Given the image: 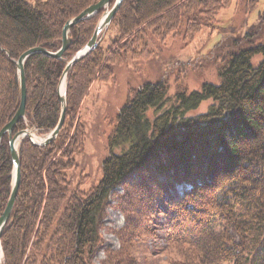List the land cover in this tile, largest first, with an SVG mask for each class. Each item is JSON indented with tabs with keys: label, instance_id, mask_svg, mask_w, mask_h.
<instances>
[{
	"label": "trees",
	"instance_id": "obj_1",
	"mask_svg": "<svg viewBox=\"0 0 264 264\" xmlns=\"http://www.w3.org/2000/svg\"><path fill=\"white\" fill-rule=\"evenodd\" d=\"M99 1L0 0V131L20 106L19 57L38 45L58 51L66 22ZM258 1L247 0L246 11ZM232 2L123 0L111 23L119 28L111 45L105 50L101 41L68 74L66 118L57 138L47 145L28 137L20 142L21 185L2 234L3 264H95L101 251L103 264H143L133 248L144 234H155L152 226L165 231L176 253L169 264H264V43L225 56L221 82L205 83L200 91L189 92L181 79L174 96L167 81L130 89L99 184L89 191L73 188L66 174L85 149L80 111L93 84L115 82L116 68L129 59L151 58L149 35L165 43L183 32L192 41ZM104 11L71 28L73 42L62 57L36 53L27 59L26 118L14 134L36 126L45 135L57 126L65 68L91 40ZM258 53L263 60L255 67ZM207 98L212 103L206 113L187 116ZM220 162L226 167H218ZM13 181L6 134L0 215ZM113 195L117 204H111ZM109 207L125 216L122 228L110 230L119 249L101 237Z\"/></svg>",
	"mask_w": 264,
	"mask_h": 264
},
{
	"label": "rangeland",
	"instance_id": "obj_2",
	"mask_svg": "<svg viewBox=\"0 0 264 264\" xmlns=\"http://www.w3.org/2000/svg\"><path fill=\"white\" fill-rule=\"evenodd\" d=\"M246 1L233 0L228 8L217 15L215 21L203 26L201 33L192 41H186L183 32L169 36L165 43L149 35L147 44L154 52L151 58L129 59L116 68L115 82L97 81L93 84L80 111L87 131L85 149L75 155L77 166L66 171L73 188L89 191L103 178V162L110 155V136L117 125L118 113L128 100L130 89L146 83L167 81L169 95L174 96L181 79L189 92L200 91L205 83L221 82L219 71L225 56L264 43V0H259L251 12L246 11ZM27 2L31 5L36 3L35 0ZM118 34V25L113 23L101 46L108 49ZM262 60L263 54L254 55L253 66H259ZM211 103L212 100L207 98L186 114L191 117L206 113ZM115 152L121 153L122 149L115 148ZM217 166L223 168L226 164ZM110 201L111 204L118 203L114 195ZM164 221L165 218L161 216L159 223ZM124 225L123 213L109 207L105 228L101 231L106 246L120 248L119 238L110 230L120 229ZM151 229L155 230V234H144L135 243L133 253L136 259L143 264H169L176 258V253L167 246L165 231L159 226H152ZM104 258L105 254L101 251L95 264H103Z\"/></svg>",
	"mask_w": 264,
	"mask_h": 264
},
{
	"label": "water",
	"instance_id": "obj_3",
	"mask_svg": "<svg viewBox=\"0 0 264 264\" xmlns=\"http://www.w3.org/2000/svg\"><path fill=\"white\" fill-rule=\"evenodd\" d=\"M112 0H100L99 2L91 5L87 9H85L81 14L78 16L70 19L66 22L64 29H63V43L61 48L56 52H51L43 45H38L32 47L25 51L17 60V65L20 74V83H21V101L20 106L17 110V113L13 117V119L4 126V128L0 131V151H1V144L3 137L8 134L9 135V143L11 149V155L13 160V186L11 195L6 206L5 211L3 214L0 215V249L2 251V256L4 257L3 247H2V234L5 230L7 224L10 221L12 211L16 202L17 195L19 193V188L21 185V159H20V152H19V145L20 142L25 138L28 137L32 143L37 145H47L50 142L54 141L57 136L59 135L60 129L62 128L65 118H66V111H67V77L76 62L81 60L82 58L86 57L90 54L103 40L105 34L113 22L114 17L118 13L123 0H115L113 6L109 8L110 3ZM102 9H105L103 12L98 25L95 29L93 37L88 42V44L80 50L67 64L65 71L63 73L60 85H59V96L62 105V111L60 120L57 126L51 130L44 138L40 139L37 135V128L36 126H29L23 130L18 131L14 134V130L16 125L19 123L21 119L26 118V103H27V83H26V73H25V63L27 59L36 53H43L49 55L51 57L60 58L63 54L69 49L71 46L73 39L69 35L71 28L85 19L91 18L97 13H99ZM3 261V259H2ZM0 264H3L0 262Z\"/></svg>",
	"mask_w": 264,
	"mask_h": 264
},
{
	"label": "bare ground",
	"instance_id": "obj_4",
	"mask_svg": "<svg viewBox=\"0 0 264 264\" xmlns=\"http://www.w3.org/2000/svg\"><path fill=\"white\" fill-rule=\"evenodd\" d=\"M3 256H2V251L0 249V262H2Z\"/></svg>",
	"mask_w": 264,
	"mask_h": 264
}]
</instances>
